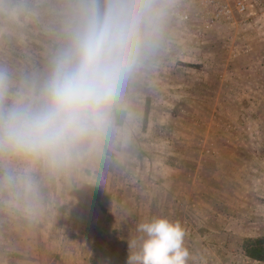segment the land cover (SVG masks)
Wrapping results in <instances>:
<instances>
[{
    "label": "rangeland",
    "instance_id": "1",
    "mask_svg": "<svg viewBox=\"0 0 264 264\" xmlns=\"http://www.w3.org/2000/svg\"><path fill=\"white\" fill-rule=\"evenodd\" d=\"M236 0H230L232 7ZM206 25L170 0L156 50L126 83L99 152L71 168L0 156V264H127L136 225L186 230L188 264H264V0ZM64 0H0V70L38 88Z\"/></svg>",
    "mask_w": 264,
    "mask_h": 264
},
{
    "label": "clouds",
    "instance_id": "2",
    "mask_svg": "<svg viewBox=\"0 0 264 264\" xmlns=\"http://www.w3.org/2000/svg\"><path fill=\"white\" fill-rule=\"evenodd\" d=\"M170 0H64V42L38 88L11 93L0 70V156L71 168L99 152L124 87L159 46ZM127 264H188L186 230L165 217L136 225Z\"/></svg>",
    "mask_w": 264,
    "mask_h": 264
},
{
    "label": "built area",
    "instance_id": "3",
    "mask_svg": "<svg viewBox=\"0 0 264 264\" xmlns=\"http://www.w3.org/2000/svg\"><path fill=\"white\" fill-rule=\"evenodd\" d=\"M200 8L201 19L206 25H211L220 21L232 20L233 12L245 13L249 8L246 0H236L234 8L230 0H190Z\"/></svg>",
    "mask_w": 264,
    "mask_h": 264
},
{
    "label": "trees",
    "instance_id": "4",
    "mask_svg": "<svg viewBox=\"0 0 264 264\" xmlns=\"http://www.w3.org/2000/svg\"><path fill=\"white\" fill-rule=\"evenodd\" d=\"M245 243V251L253 260L264 262V241L261 239H248Z\"/></svg>",
    "mask_w": 264,
    "mask_h": 264
}]
</instances>
